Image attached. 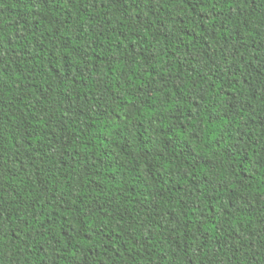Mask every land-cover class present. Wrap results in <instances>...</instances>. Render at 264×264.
Instances as JSON below:
<instances>
[{
    "label": "trees",
    "instance_id": "1",
    "mask_svg": "<svg viewBox=\"0 0 264 264\" xmlns=\"http://www.w3.org/2000/svg\"><path fill=\"white\" fill-rule=\"evenodd\" d=\"M0 264H264V0H0Z\"/></svg>",
    "mask_w": 264,
    "mask_h": 264
}]
</instances>
